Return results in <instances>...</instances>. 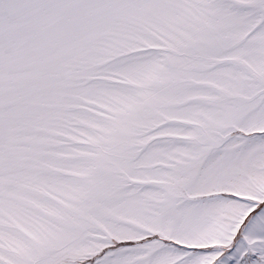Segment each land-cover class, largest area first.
Instances as JSON below:
<instances>
[{
  "label": "snow or ice",
  "instance_id": "snow-or-ice-1",
  "mask_svg": "<svg viewBox=\"0 0 264 264\" xmlns=\"http://www.w3.org/2000/svg\"><path fill=\"white\" fill-rule=\"evenodd\" d=\"M0 264H264V0H0Z\"/></svg>",
  "mask_w": 264,
  "mask_h": 264
}]
</instances>
